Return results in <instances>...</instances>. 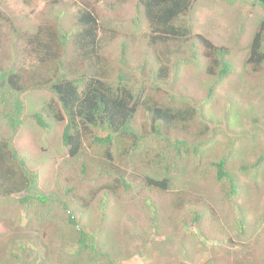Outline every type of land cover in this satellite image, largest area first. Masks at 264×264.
<instances>
[{
    "label": "rangeland",
    "instance_id": "374dc122",
    "mask_svg": "<svg viewBox=\"0 0 264 264\" xmlns=\"http://www.w3.org/2000/svg\"><path fill=\"white\" fill-rule=\"evenodd\" d=\"M123 1L120 6L114 0H61L58 5L50 4V0H0V67L11 66L15 52L24 50L18 41L22 33H37L46 26L57 32L54 10L61 13V27L67 32L76 28L79 11L96 10L99 23L105 27L99 56L106 65H120L121 42L128 28L137 36L140 31L144 33L136 43L142 45L143 51L138 49L128 63L133 68L130 71L134 74V89L138 85L145 88L144 95L149 100L138 108L133 120L134 129L144 136L142 147L147 149L121 164L131 185L127 189L115 180L117 177L109 180L105 176L111 165L101 147L91 141L98 135L95 131H87L80 156L69 157L62 140L65 123L45 113L56 97L44 89L26 92L27 110L12 147L29 170L38 175L41 191L54 197V206L46 207L42 218L33 217L29 225L22 216L21 225L26 230H16L19 224L11 222V218L0 220V250L9 247L8 239L14 233L22 243L44 250L45 262L74 264L77 256L72 244L79 233L69 226L62 205L56 200L71 190L64 199L76 212L78 226L87 233L95 232L99 251L109 256L91 261L92 255L86 252L79 264H264V160L254 168L264 157V80L246 64L247 51L230 52L233 70L222 81L210 76L205 64L200 68L177 66L175 58L164 62L162 52L174 54L173 49L184 51L183 56L190 55L191 41L180 48L168 40L149 46L147 23L142 21L138 29L131 23L137 0ZM194 4L192 33L208 37L215 46L231 47L230 39L237 34L240 23L248 28L243 41H249L256 13L264 11L240 0L233 5L221 0H195ZM42 41L46 42V37ZM197 49L201 63L205 62L201 58L203 49L200 45ZM65 51L59 52L63 56L59 59L65 63L63 71L75 75L88 65L87 61L80 62L74 46L68 45ZM157 51L159 66L169 69L166 80H156L151 72L157 64ZM24 61L25 67L28 63L35 65L36 78L47 79L50 70L59 69L58 61L44 66L32 57ZM99 62L100 65L102 60ZM171 95L176 101L185 99L193 118L158 137L152 131L148 110L155 106L151 98L166 106ZM37 112L44 113L47 129L35 121ZM5 121L0 117V136L7 137ZM99 135L105 138L107 133ZM132 140L125 144L130 151L134 148ZM175 140L186 144L179 150ZM224 157L228 158L226 170L235 180V191L227 179H216L214 163ZM166 167L171 179L168 191L144 185L146 176L155 175L154 169L163 175ZM106 183L111 185L110 190L105 188ZM3 237L7 243H3ZM21 259H14L11 264H19ZM0 264H4L1 259Z\"/></svg>",
    "mask_w": 264,
    "mask_h": 264
},
{
    "label": "trees",
    "instance_id": "16d2710c",
    "mask_svg": "<svg viewBox=\"0 0 264 264\" xmlns=\"http://www.w3.org/2000/svg\"><path fill=\"white\" fill-rule=\"evenodd\" d=\"M50 1V4L53 5H58L61 2V0ZM221 1L230 5L236 2V0ZM240 1L264 10V0ZM114 2L121 6L124 1L114 0ZM194 2L195 0H137L136 15L131 23L136 29L142 21L147 23L150 29L149 46L168 40L180 48L184 43L191 41L192 53L190 55L183 56L184 51L182 53L173 49L174 54L162 52L164 62L170 63L175 58L177 66L190 65L200 68L205 64L206 72L210 76H217L218 81H222L233 70L230 52L232 50L247 51L246 64L257 71L259 79L264 80V11L256 13L258 17L253 22L254 30L249 41H243L245 40L243 35L246 34L248 28L244 23H240L237 34L230 39L231 47L228 45L215 46L208 37L195 36L192 33L191 12L195 6ZM52 14L58 24L57 32L46 26V29L40 28L37 33H22L19 35L18 41L24 50L15 52L11 66L0 67V117L6 120L5 127L9 132L7 137L0 136V220L11 218V222L17 221L19 227H15L16 230L27 229L21 225L22 216L28 221L26 225H29L33 217L42 218L41 214L46 207L54 206L51 203L53 196L49 197L48 194L41 191L38 175L29 170L25 160L20 158L12 147L13 137L23 124L22 120L27 110L24 98L30 89L36 91L44 89L56 97L57 101L54 104L49 103L45 113L49 118L65 123L62 140L68 149L69 157L80 156L84 136L88 134L87 131L92 130L98 134L92 137L91 141L101 147L100 151L111 165V168L105 172V176L109 180L117 177L118 179L115 180L117 182L120 180L125 188L131 187L127 183L128 175L125 173L126 169L122 168V161L128 158L133 159L138 151L143 154L144 149H147L142 147L145 144L144 136L134 129L133 120L138 108L148 98L145 97L146 89H143L142 86L138 85L136 90L134 89V74L130 71L133 68L128 63V59H132L131 55L138 49L143 51L142 45H136V43L139 36L144 33L140 31L137 36L132 34L131 29L128 28L121 42L120 65H106L105 59L100 57L101 34L105 27L99 23L96 10L91 12L84 8L79 11L76 20L77 26L69 32L61 27V13L54 10ZM0 16H2L1 13ZM43 37H46V42L42 41ZM68 45L74 46V50L81 56L82 64L83 61L88 62V65L75 75L63 71L65 63L59 59L63 57L59 55V52L62 50V53H65ZM197 45L203 49L204 54L201 57L205 61L203 63L199 59ZM157 53V64L153 66L155 71L151 70V72L156 80H166L169 69L166 70L165 66H159V51ZM19 57L24 60L32 57L34 61L37 60V64L42 66L58 61L60 71H58L59 69L50 70L47 79L40 76L36 78L35 69H33L35 65L28 63L25 67L26 61ZM99 60H102L100 65ZM25 68L27 69L25 70ZM25 72L29 74L24 75ZM175 72L177 73V71ZM156 80L151 81L154 86H158ZM26 89L28 90L26 91ZM173 97L174 95H171L172 100L166 106L159 105L158 99L151 98L155 106L148 110L152 116V131L158 137L165 131L168 132L171 127L188 123L193 118L192 109L190 110V107L184 104L186 103L185 99L176 101ZM177 102L181 103L177 104ZM34 119L42 128L49 127L43 112L35 113ZM99 132H106L107 136L104 138L99 135ZM129 139L134 140H132L134 148L131 151L125 146ZM166 141L171 144L169 138ZM174 144L175 148L179 149L186 143L175 140ZM263 160L264 157L261 156L254 168H258ZM227 162L228 158L224 157L214 163L217 168L216 179L219 182L227 179L235 191V180L226 170ZM168 171L169 168L166 167L163 176L159 169H154L155 175L146 176L144 185L150 189L168 191L171 186V179L166 175ZM104 186L107 187V190L111 188L109 183ZM69 192L71 190H67L61 198L57 197L56 200L62 205L69 226L79 233L72 244L76 246L74 254L77 256L72 262L79 264L86 252L92 255L91 261L98 259L99 256H107L101 253L96 245V233H87L85 229L78 226L76 212L70 209L64 199ZM39 207H41L40 210H34ZM105 217L106 213L103 211V220ZM14 236L15 234L12 233L8 239L9 247L0 250V259L4 264H11L14 259L20 260L21 258L19 264H54L45 262L44 250L41 251L32 243L24 244ZM3 243H7L5 237H3ZM18 251L22 254L21 256H18ZM13 257L15 258L13 259ZM107 257L109 258V256Z\"/></svg>",
    "mask_w": 264,
    "mask_h": 264
}]
</instances>
